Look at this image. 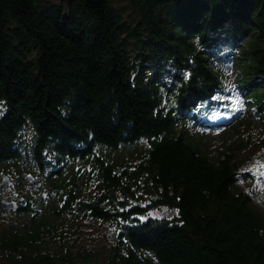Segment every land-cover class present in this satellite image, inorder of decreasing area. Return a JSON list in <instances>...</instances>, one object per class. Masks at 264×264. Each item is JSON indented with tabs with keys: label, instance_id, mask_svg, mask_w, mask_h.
Wrapping results in <instances>:
<instances>
[{
	"label": "trees",
	"instance_id": "16d2710c",
	"mask_svg": "<svg viewBox=\"0 0 264 264\" xmlns=\"http://www.w3.org/2000/svg\"><path fill=\"white\" fill-rule=\"evenodd\" d=\"M222 43L264 111V0H0V264H264L234 154L188 128L231 96Z\"/></svg>",
	"mask_w": 264,
	"mask_h": 264
},
{
	"label": "rangeland",
	"instance_id": "374dc122",
	"mask_svg": "<svg viewBox=\"0 0 264 264\" xmlns=\"http://www.w3.org/2000/svg\"><path fill=\"white\" fill-rule=\"evenodd\" d=\"M219 49L222 58L217 65L218 73L223 76L230 88L231 96L221 99L218 105L209 110V114L203 115L200 118L202 125L197 126L190 122L188 128L193 139L203 143V149L210 157L234 154L243 175L239 182L240 187L250 194L253 205L264 213V167H261L264 166V111L253 114L252 101L246 98L237 86V69L233 53L225 43L220 44ZM221 111L227 116L224 121L215 123L214 119L221 115ZM235 127L239 128L237 132L233 130ZM8 195L2 197L6 196L9 199L11 196ZM10 216L0 217V232L14 221ZM150 216L171 217L162 211L153 212ZM93 227L92 230L87 228L84 231L94 233L99 244L105 242L104 233L111 234L112 231L111 228L96 223Z\"/></svg>",
	"mask_w": 264,
	"mask_h": 264
},
{
	"label": "water",
	"instance_id": "95a60500",
	"mask_svg": "<svg viewBox=\"0 0 264 264\" xmlns=\"http://www.w3.org/2000/svg\"><path fill=\"white\" fill-rule=\"evenodd\" d=\"M3 175V180L1 179V175H0V210L2 212V215L4 216L7 211L11 210V211H15L18 210V203L16 200L13 199H7L6 197H2L4 196V184H7L11 187V185L13 184V182L11 181L10 177L6 174H2ZM28 179L30 182H34L35 178L33 177V175L29 174L28 175ZM42 186L41 183L37 184L36 188H40ZM57 191H54V194H56ZM45 196V195H44Z\"/></svg>",
	"mask_w": 264,
	"mask_h": 264
},
{
	"label": "bare ground",
	"instance_id": "6f19581e",
	"mask_svg": "<svg viewBox=\"0 0 264 264\" xmlns=\"http://www.w3.org/2000/svg\"><path fill=\"white\" fill-rule=\"evenodd\" d=\"M254 110H256V107H254L253 108ZM3 172H0V175H1V179L3 180ZM5 174V173H4ZM7 175V174H6ZM9 176V175H8ZM10 177V176H9ZM10 179H11V181L13 182V184L11 185V187L9 186V185H7V184H4L3 185V187H4V195H8L11 191H12V188L14 189V183H15V181L10 177ZM41 188V187H40ZM10 197V196H9ZM17 203H18V210H19V208H20V206H19V202L17 201ZM18 210H15V211H18ZM9 211V210H8ZM8 211H7V213L3 216H1V217H5V216H7V214H8ZM11 211V210H10ZM14 211V210H13ZM0 212H1V210H0ZM1 214H2V212H1Z\"/></svg>",
	"mask_w": 264,
	"mask_h": 264
},
{
	"label": "flooded vegetation",
	"instance_id": "af4514ba",
	"mask_svg": "<svg viewBox=\"0 0 264 264\" xmlns=\"http://www.w3.org/2000/svg\"><path fill=\"white\" fill-rule=\"evenodd\" d=\"M8 196H11V194L10 195H8ZM6 197V196H5ZM8 198V197H7ZM12 198V196L9 198V199H11Z\"/></svg>",
	"mask_w": 264,
	"mask_h": 264
},
{
	"label": "snow or ice",
	"instance_id": "6c2138e0",
	"mask_svg": "<svg viewBox=\"0 0 264 264\" xmlns=\"http://www.w3.org/2000/svg\"><path fill=\"white\" fill-rule=\"evenodd\" d=\"M261 167H264V166H261Z\"/></svg>",
	"mask_w": 264,
	"mask_h": 264
}]
</instances>
